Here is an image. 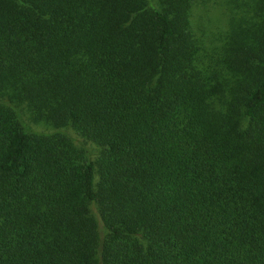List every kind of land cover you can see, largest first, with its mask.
<instances>
[{
	"label": "trees",
	"instance_id": "1",
	"mask_svg": "<svg viewBox=\"0 0 264 264\" xmlns=\"http://www.w3.org/2000/svg\"><path fill=\"white\" fill-rule=\"evenodd\" d=\"M196 1L0 0V264H264V0L225 87Z\"/></svg>",
	"mask_w": 264,
	"mask_h": 264
},
{
	"label": "rangeland",
	"instance_id": "2",
	"mask_svg": "<svg viewBox=\"0 0 264 264\" xmlns=\"http://www.w3.org/2000/svg\"><path fill=\"white\" fill-rule=\"evenodd\" d=\"M155 3V0H153ZM226 0H198L192 7L191 24L198 39V50L196 52V64L204 71L207 79H218L225 87L224 76L226 71L222 66L220 57L222 55V45L228 29V20L234 12ZM233 11V12H232ZM211 81H214L213 79ZM221 99H215V105L220 108ZM25 126L35 131L52 132L53 129L41 124H35L24 117ZM69 135L73 142L81 147H85L88 152L95 155V145L84 142L70 128L61 130Z\"/></svg>",
	"mask_w": 264,
	"mask_h": 264
}]
</instances>
